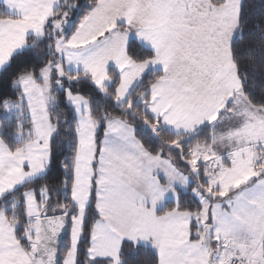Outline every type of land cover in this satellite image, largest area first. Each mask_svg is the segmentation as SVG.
<instances>
[{
    "label": "snow or ice",
    "instance_id": "6c2138e0",
    "mask_svg": "<svg viewBox=\"0 0 264 264\" xmlns=\"http://www.w3.org/2000/svg\"><path fill=\"white\" fill-rule=\"evenodd\" d=\"M0 264H264V0H0Z\"/></svg>",
    "mask_w": 264,
    "mask_h": 264
},
{
    "label": "trees",
    "instance_id": "16d2710c",
    "mask_svg": "<svg viewBox=\"0 0 264 264\" xmlns=\"http://www.w3.org/2000/svg\"><path fill=\"white\" fill-rule=\"evenodd\" d=\"M139 259H144V257H140Z\"/></svg>",
    "mask_w": 264,
    "mask_h": 264
}]
</instances>
